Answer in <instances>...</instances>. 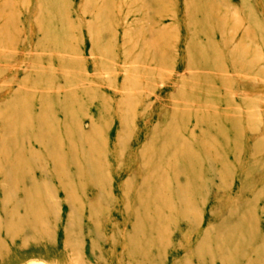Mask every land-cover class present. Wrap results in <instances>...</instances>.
<instances>
[{"label": "rangeland", "instance_id": "obj_1", "mask_svg": "<svg viewBox=\"0 0 264 264\" xmlns=\"http://www.w3.org/2000/svg\"><path fill=\"white\" fill-rule=\"evenodd\" d=\"M0 264H264V0H0Z\"/></svg>", "mask_w": 264, "mask_h": 264}, {"label": "bare ground", "instance_id": "obj_2", "mask_svg": "<svg viewBox=\"0 0 264 264\" xmlns=\"http://www.w3.org/2000/svg\"><path fill=\"white\" fill-rule=\"evenodd\" d=\"M7 209V206L5 205V208H3V210H6Z\"/></svg>", "mask_w": 264, "mask_h": 264}]
</instances>
